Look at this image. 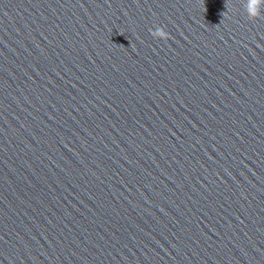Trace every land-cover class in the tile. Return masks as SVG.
I'll list each match as a JSON object with an SVG mask.
<instances>
[{"label": "clouds", "instance_id": "clouds-1", "mask_svg": "<svg viewBox=\"0 0 264 264\" xmlns=\"http://www.w3.org/2000/svg\"><path fill=\"white\" fill-rule=\"evenodd\" d=\"M261 4H264V0H249V14L250 16L259 15V7ZM224 15V13H223ZM152 36L160 39H167L168 34L163 28H157L155 31H152Z\"/></svg>", "mask_w": 264, "mask_h": 264}]
</instances>
